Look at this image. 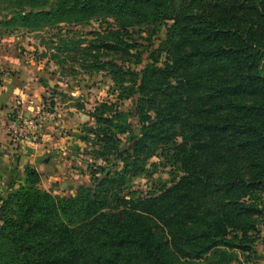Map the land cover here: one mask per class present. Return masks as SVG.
Instances as JSON below:
<instances>
[{"label":"trees","instance_id":"16d2710c","mask_svg":"<svg viewBox=\"0 0 264 264\" xmlns=\"http://www.w3.org/2000/svg\"><path fill=\"white\" fill-rule=\"evenodd\" d=\"M3 3L22 28L103 22L90 45L124 64L111 66L131 108L107 102L91 114L99 155L120 170L94 166L69 198L39 188L32 167L11 179L0 199V264L251 263L264 217V0ZM160 27L151 63L134 69L133 36L145 42ZM160 168L169 184L133 189Z\"/></svg>","mask_w":264,"mask_h":264},{"label":"rangeland","instance_id":"374dc122","mask_svg":"<svg viewBox=\"0 0 264 264\" xmlns=\"http://www.w3.org/2000/svg\"><path fill=\"white\" fill-rule=\"evenodd\" d=\"M8 9L6 3L0 4V121L11 146L24 139L38 145L37 154L48 164L41 185L57 197L69 198L78 186L91 182L94 166L106 171L121 169L116 157L99 155L102 144L90 130L96 127L91 114L99 105L109 102L113 109L130 110L131 102L120 97L124 79L111 66L124 64L111 59L113 50L90 45L105 32L103 22L33 30L11 23L13 14ZM159 29L145 42L139 37L147 34L133 36L140 44L130 51L134 69L140 71L151 63V51L164 37L165 27ZM131 122L136 126V120ZM10 124L19 131L16 137ZM152 162L159 159L152 158ZM167 171L160 168L150 178H136L132 187L146 193L160 183L169 184L172 178ZM262 220L259 237L264 233ZM237 255L243 262V254Z\"/></svg>","mask_w":264,"mask_h":264},{"label":"crops","instance_id":"0c3cea01","mask_svg":"<svg viewBox=\"0 0 264 264\" xmlns=\"http://www.w3.org/2000/svg\"><path fill=\"white\" fill-rule=\"evenodd\" d=\"M1 116V113H0ZM3 117H0V120ZM1 122V121H0ZM0 127V199L5 197L9 191L11 179L20 182L23 176V170L25 167L35 168L40 176L45 171L47 160L40 154H37L35 147L31 141L21 140L16 146H11L8 137L3 129V123ZM29 144V145H27ZM32 148V149H30ZM34 150V151H33ZM43 181H40L39 187L52 194V189H47L41 185ZM255 256L252 264H264V233L255 244Z\"/></svg>","mask_w":264,"mask_h":264},{"label":"built area","instance_id":"2783aa9c","mask_svg":"<svg viewBox=\"0 0 264 264\" xmlns=\"http://www.w3.org/2000/svg\"><path fill=\"white\" fill-rule=\"evenodd\" d=\"M10 130L12 132V136L16 137L19 132L18 129L14 125L10 124Z\"/></svg>","mask_w":264,"mask_h":264}]
</instances>
